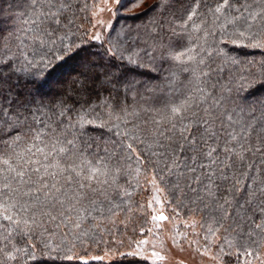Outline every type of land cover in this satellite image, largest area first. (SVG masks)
I'll return each instance as SVG.
<instances>
[{
    "label": "snow or ice",
    "instance_id": "6c2138e0",
    "mask_svg": "<svg viewBox=\"0 0 264 264\" xmlns=\"http://www.w3.org/2000/svg\"><path fill=\"white\" fill-rule=\"evenodd\" d=\"M175 252L264 264V0H0V264Z\"/></svg>",
    "mask_w": 264,
    "mask_h": 264
},
{
    "label": "rangeland",
    "instance_id": "374dc122",
    "mask_svg": "<svg viewBox=\"0 0 264 264\" xmlns=\"http://www.w3.org/2000/svg\"><path fill=\"white\" fill-rule=\"evenodd\" d=\"M102 254V253H100ZM173 258L175 260H182L184 261V264H197V261L199 260L198 257H195L194 254L190 252H175L173 254ZM106 263V262H105Z\"/></svg>",
    "mask_w": 264,
    "mask_h": 264
},
{
    "label": "trees",
    "instance_id": "16d2710c",
    "mask_svg": "<svg viewBox=\"0 0 264 264\" xmlns=\"http://www.w3.org/2000/svg\"><path fill=\"white\" fill-rule=\"evenodd\" d=\"M106 264V263H105Z\"/></svg>",
    "mask_w": 264,
    "mask_h": 264
}]
</instances>
